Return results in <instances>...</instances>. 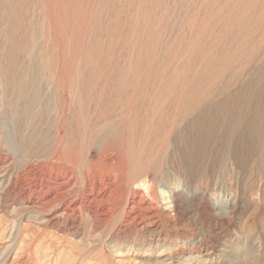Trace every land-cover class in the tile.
Returning <instances> with one entry per match:
<instances>
[{
	"label": "rangeland",
	"instance_id": "rangeland-1",
	"mask_svg": "<svg viewBox=\"0 0 264 264\" xmlns=\"http://www.w3.org/2000/svg\"><path fill=\"white\" fill-rule=\"evenodd\" d=\"M60 47L88 81L166 98L155 131L180 109L166 184L190 179L199 197L177 191L182 257L163 260L176 243L169 228V240L138 253L131 227L111 257L100 255L98 231L51 245L34 225L14 242L0 236V264H264V0H0V84L11 70L46 80ZM7 125L19 131L17 119Z\"/></svg>",
	"mask_w": 264,
	"mask_h": 264
},
{
	"label": "bare ground",
	"instance_id": "bare-ground-1",
	"mask_svg": "<svg viewBox=\"0 0 264 264\" xmlns=\"http://www.w3.org/2000/svg\"><path fill=\"white\" fill-rule=\"evenodd\" d=\"M60 49L61 59L49 65L46 80H38L37 69L19 76L11 70L0 84V123H5L0 126V225L5 226L0 236L14 242L19 228L37 225L57 245L86 229L98 231L100 255L111 257L119 255L116 242L131 227L136 234L127 238L138 253L169 240L167 228L175 239L182 232L176 224L182 216L177 191L183 189L189 201L199 197L190 179L178 177L176 187L166 184L170 168L164 161L180 102L171 128L155 131L166 98H138L128 82L88 81L81 68L67 63L65 47ZM16 119L19 131L14 125L13 132L6 131ZM178 239L167 254L161 250L163 260L182 257L185 241Z\"/></svg>",
	"mask_w": 264,
	"mask_h": 264
}]
</instances>
